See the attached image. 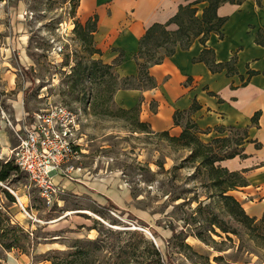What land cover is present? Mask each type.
<instances>
[{
    "label": "rangeland",
    "instance_id": "obj_1",
    "mask_svg": "<svg viewBox=\"0 0 264 264\" xmlns=\"http://www.w3.org/2000/svg\"><path fill=\"white\" fill-rule=\"evenodd\" d=\"M79 5L80 0L0 1V103L6 113L0 123V172L14 162L25 114L64 105L80 114L84 150L78 163L84 171L71 180L112 179L129 202L116 210L63 192L60 203L48 208L26 174L10 171L0 180V255L12 250L51 264H158L143 234L165 264H264V216L251 221L239 211L229 213L216 179L193 162L191 148L171 141L177 136L170 133L142 128L139 114L126 115L114 103L123 81L104 66ZM193 33L166 38L156 32L145 44L144 59L169 54L179 47L177 39L187 42ZM16 101L25 109L18 120ZM227 135V147L215 144L214 154L238 149L243 134ZM235 191L230 195L241 197ZM173 228L185 233L175 236ZM96 240L102 242L91 244ZM76 247L79 254L71 255Z\"/></svg>",
    "mask_w": 264,
    "mask_h": 264
},
{
    "label": "crops",
    "instance_id": "obj_2",
    "mask_svg": "<svg viewBox=\"0 0 264 264\" xmlns=\"http://www.w3.org/2000/svg\"><path fill=\"white\" fill-rule=\"evenodd\" d=\"M195 2H200L196 8L201 18L208 6L206 0H80L78 14L83 21L96 20L94 38L101 60L115 66L120 79L137 78L141 41L147 31L155 24L167 25L181 6ZM217 14L227 19L221 33L211 34L205 42L197 39L189 48L179 47L161 63L150 66L154 86L118 90L114 100L122 109L138 107L140 121L154 133L179 136L183 125L175 124L177 113L197 125L205 142L245 131L247 158L236 157L220 165L244 174L248 185L234 193L241 196L236 198L247 214L259 219L264 216V0L225 3ZM178 29L174 23L167 26L169 31ZM13 109L20 119L25 114L24 102H14ZM258 113V122H253ZM78 168L74 176L84 171L82 166ZM54 180L63 192L90 198L96 205L112 203L118 209L127 208L129 194L112 179L84 176L74 181L56 176ZM0 264L51 263L4 251Z\"/></svg>",
    "mask_w": 264,
    "mask_h": 264
},
{
    "label": "trees",
    "instance_id": "obj_3",
    "mask_svg": "<svg viewBox=\"0 0 264 264\" xmlns=\"http://www.w3.org/2000/svg\"><path fill=\"white\" fill-rule=\"evenodd\" d=\"M0 1H3V0H0ZM206 1L208 3V6L204 9V13L201 18L197 16L198 9L196 8V5L200 3L201 2L200 1V2H195L192 4L186 5V6H181L178 14L173 19H171V21L167 25L155 24L147 31L145 37L141 41V48L139 51V59L141 60V62L139 63V66H140L139 76L137 78H124V79L119 78L121 81H123L124 86L119 87L115 91L114 96L116 92L121 89H143V88L154 86V81L149 74L150 66L161 63L166 57L174 54L175 51L179 47L182 49H186V48H189L191 44L197 39H200L201 41L205 42L206 39L211 34L221 33V29L225 25L227 19L218 16L217 14L218 8L225 3L240 5L244 2V0H206ZM257 1L260 2L261 0H257ZM186 17L190 21L189 27L185 26ZM91 22H94V23L92 24ZM172 23L176 24L179 27V29L176 31L167 30V26ZM90 25H93V27L90 28ZM86 28H88L87 34L89 36H93L94 38V34L97 29L96 20H92V19L88 20L86 23ZM158 31H161L164 37L166 38H172L175 36L182 37V34L187 35L189 31H194V33L192 34V36H186L188 39L187 42H184V39L182 38L177 39L178 42H176L175 46L179 45V47L175 48L174 50H171L169 54L159 59H156V60L153 57H151V59H147L146 61L143 57L145 44ZM258 41L260 43H263V41L260 38L258 39ZM183 42L184 44H182ZM97 53L98 55H101V51L99 49ZM97 62L98 61H95V63ZM99 62H102V61L100 60ZM103 64L107 68H113L115 70V66L108 65L105 63ZM212 69L215 70L214 67H212ZM114 103H115V100H114ZM120 111L126 115L139 114L138 107H135L130 110L120 108ZM259 116H260L259 113L256 114L255 117L253 118V122L257 123L259 120ZM184 119L185 117L182 114L177 113L175 115V124L183 125ZM139 124L142 128H149L148 124L146 123H142L141 121H139ZM236 132H241V131H236ZM241 133L243 134L242 137L236 140V143H235L238 149L226 155L214 154V145L221 144L222 145L221 149L226 148L227 144L231 141L230 137L228 136V137L215 138L211 142L205 143L200 137L197 125L190 119L187 120L186 125H183L182 133L179 136L171 137L170 139L171 141L179 143L183 148H191L194 151L193 158H192L193 162L195 163L198 162L200 167L210 172V175L216 179V186L219 188V197L221 198V201L223 202L225 207L229 209V213H231L232 215H236L237 211H239L246 219L255 221L256 218L251 217L246 213L240 201L236 197L230 195V192L235 191L239 188L246 187L248 185V181L245 178L244 174L242 172H231L227 168H224L221 165H217L225 160L234 159L236 157H240L242 159L247 158V155L244 154V145L247 142V133L245 131ZM162 134L169 136V132H164ZM13 163L8 162L2 167V171L0 172L1 181H5L8 179L10 171H20L19 167L15 164V162ZM9 196L11 197V195ZM110 206L116 210L118 209L112 203H110ZM210 225L211 226L216 225V223H211ZM222 230L223 232H227L226 229H222ZM173 233L175 236H178V235L181 236L185 233V231L182 229L179 233H177L176 230H174L173 228ZM154 236H156V234H154ZM196 236L202 239L203 233L199 231ZM141 237L142 239L145 240V242L148 245V248L152 251V253L157 258L156 262L158 264H165L163 263L162 254L160 253V250L153 243L145 239V235L142 234ZM100 242L102 241L96 240L95 242H91V244L97 245ZM102 247L103 246L100 245V248ZM130 248L131 247L129 245V249ZM77 250L78 248L75 251H72L70 254L71 255L79 254V251ZM6 251H12V250H6ZM23 254H27V253H23ZM52 264H56V262L52 261ZM63 264H74V263L64 262Z\"/></svg>",
    "mask_w": 264,
    "mask_h": 264
},
{
    "label": "built area",
    "instance_id": "obj_4",
    "mask_svg": "<svg viewBox=\"0 0 264 264\" xmlns=\"http://www.w3.org/2000/svg\"><path fill=\"white\" fill-rule=\"evenodd\" d=\"M24 136L12 151L14 162L38 188L48 208L60 203L63 193L56 176L73 179L81 159L80 114L67 106L57 105L24 117ZM6 120L0 103V123ZM19 131H16L18 134Z\"/></svg>",
    "mask_w": 264,
    "mask_h": 264
},
{
    "label": "bare ground",
    "instance_id": "obj_5",
    "mask_svg": "<svg viewBox=\"0 0 264 264\" xmlns=\"http://www.w3.org/2000/svg\"><path fill=\"white\" fill-rule=\"evenodd\" d=\"M55 178H56V177H55ZM87 212H88V211H87ZM89 213H90V212H89ZM147 234H149V232H148V231H147ZM150 234H151V233H150ZM150 234H149V235H150Z\"/></svg>",
    "mask_w": 264,
    "mask_h": 264
}]
</instances>
